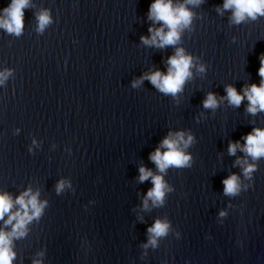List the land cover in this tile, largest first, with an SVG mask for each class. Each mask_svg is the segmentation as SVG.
I'll list each match as a JSON object with an SVG mask.
<instances>
[{
	"label": "water",
	"instance_id": "95a60500",
	"mask_svg": "<svg viewBox=\"0 0 264 264\" xmlns=\"http://www.w3.org/2000/svg\"><path fill=\"white\" fill-rule=\"evenodd\" d=\"M223 2L173 0L192 17L163 48L140 39L161 26L148 18L152 0H28L19 35L0 27V193L14 201L29 190L44 204L12 239L11 264H264V157L241 151L264 111L225 92L259 86L264 15L236 23ZM10 3L0 0V18ZM177 48L192 57L180 91L141 80L165 73ZM208 93L215 108L203 107ZM177 132L192 137L180 145L189 164L158 173L149 153ZM140 167L162 176V203L143 206L153 185ZM232 174L239 191L225 195ZM156 220L168 229L152 246Z\"/></svg>",
	"mask_w": 264,
	"mask_h": 264
},
{
	"label": "clouds",
	"instance_id": "9594fccd",
	"mask_svg": "<svg viewBox=\"0 0 264 264\" xmlns=\"http://www.w3.org/2000/svg\"><path fill=\"white\" fill-rule=\"evenodd\" d=\"M187 3H199V0H186ZM28 0H11V3L5 7L3 17L0 18V27L4 28L9 33L19 35L22 30L23 23V9L27 7ZM223 9L233 10V20L236 23L244 20L245 17L255 18L256 15H264V0H224ZM192 13L185 7L184 3L174 4L173 0H152L148 7V18L153 23L160 22L161 26L153 29L149 27L148 31L150 37H141L142 43L145 45H152L163 48L165 45H174L179 40L180 32L183 28L190 24ZM39 28L42 29L45 24L49 22L47 13H43L38 17ZM167 29V30H165ZM260 66L257 74L261 77L259 86L256 84L249 85L243 90V95L238 94L235 88L227 86L225 88L226 97L230 104L239 106L242 99H247L249 104L247 111L255 114L258 110L264 111V55L259 57ZM168 68L165 73L156 70L142 79H147L154 87L162 93L175 95L182 89L186 78L191 75L190 68L192 67V57L186 55L184 50L177 48L174 55L167 60ZM203 71L201 67L199 69ZM7 73L2 74L6 76ZM2 78V77H0ZM136 81L133 83L135 86ZM204 108H215L217 106V99L213 93H208L206 98L202 101ZM244 145L241 151L251 156L253 159L264 157V129L254 128L250 133L242 137ZM192 140L191 136L184 139V134L181 132L175 135L169 133L164 139L159 142L158 147L149 153V159L156 165L158 173H164L167 168L171 167H185L188 166L190 156L185 154L180 145L186 147ZM241 147L239 141L236 143H229L228 152L234 154L236 149ZM161 149H164L162 152ZM254 170V165H247L243 168L245 176ZM139 181L143 182L151 178L152 188L147 190L143 206L147 207L149 199L153 204L162 203L167 186L163 178L159 174H153L150 169L140 167ZM223 184V193L225 195H235L239 191L238 177L235 174L221 181ZM63 187V183L57 184V191ZM37 195L31 193L29 190L24 191L16 199L10 197L7 193H0V219L3 220L5 226L11 225L10 231H4L0 228V264H11L15 257L12 251V239L14 237H22L25 235V226L39 217L43 203H38ZM19 207L12 211L13 206ZM7 215V219H4ZM220 215H225L220 212ZM14 222V223H13ZM168 224L156 220L151 227L147 229L148 233L152 234L149 237L148 244L156 245V237L166 234ZM147 247V245H144ZM38 264V262H37Z\"/></svg>",
	"mask_w": 264,
	"mask_h": 264
}]
</instances>
